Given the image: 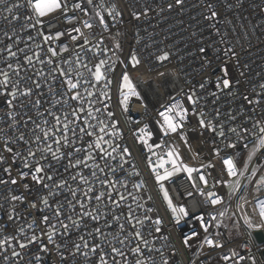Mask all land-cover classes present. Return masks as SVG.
I'll list each match as a JSON object with an SVG mask.
<instances>
[{"label":"snow or ice","instance_id":"obj_1","mask_svg":"<svg viewBox=\"0 0 264 264\" xmlns=\"http://www.w3.org/2000/svg\"><path fill=\"white\" fill-rule=\"evenodd\" d=\"M243 2L236 0L232 4L229 0H217V3L201 0L207 10L203 19L208 22L217 39L209 43L203 40L199 42L196 49L200 61V70L197 72L199 82L187 91L180 89L178 94L183 95V100L170 95L168 99L171 103L162 105L160 120L157 121L159 132L169 138L165 144L179 141L189 152L192 151L187 130L191 124L190 115L196 119L192 131L200 137L208 136L213 145L214 157L221 158L224 150L247 151L243 171L238 172L231 152L228 153L229 158H223L227 177L234 180L249 170V162L257 156V152L264 155V81L246 92L241 91L242 85L248 80L245 69L249 65L242 54L245 46L238 37L235 41L230 39L229 31L219 26L221 23L231 25L232 21L222 17L217 4L231 11L234 7H242ZM86 4L91 7L93 15H90L89 7H85V0H0V22L5 25L4 29H0L3 37L0 38V166H3L0 172L8 177H0V186H5L0 191V211L6 218L0 226V264H33L32 257L28 256V250L33 245L38 248L34 254L36 264H41L43 259L39 253L50 254L53 250L59 254V264H157V255L160 257L159 264H178L173 259L177 250L165 256L164 248L156 246L158 239L168 240L167 236H161L163 220L147 215L153 211L150 207L141 217L136 214L131 203L124 204L131 197L132 201L137 202V208L142 207L138 203L142 195L138 197L132 192L125 195L120 191H127L128 186L118 172L126 171L125 164L130 163L126 157L132 153L129 148L115 143L117 138H123L118 122L105 123L95 114L101 112L100 108L94 109L91 101L95 93L84 88V92H87L85 96L80 90L81 80L91 88L103 81L104 88H107L112 81L104 69L107 66L108 71H114L113 66L107 60L100 59L93 70L88 63L83 62L79 51L76 52L75 61L62 57V53L69 52L68 45H61L58 51L52 47L44 49L41 44H37L36 48L49 55L47 60L41 56V51L33 50L29 54L26 41L23 42L24 47H20L21 34L28 32L27 40L31 41L34 39L31 29H36L37 34L43 37V44L59 41L61 36L67 34L74 42L73 49H76L78 42V47L86 52L96 49L107 55L110 49L102 47L105 43L103 33L110 32L111 22L123 24L124 11L115 4L106 6L104 0L98 3L86 0ZM185 5L186 0H170L167 10H183ZM158 7L161 12L165 10L162 4ZM69 10L79 11L87 19L69 16ZM152 10V5L147 4L139 10L128 11V16L131 21H139ZM56 13L66 23L78 22L79 26L74 24L66 33L57 31L45 35L40 31L45 24L44 18L53 17L47 21L51 32V29L58 27L53 22ZM84 29L89 31L85 32ZM95 29L100 30L99 37ZM73 32L79 35H72ZM235 33L236 28L232 27L231 35ZM244 38L247 39V33ZM136 43L139 44L140 40L136 39ZM114 47L122 51L120 43ZM172 55L171 51L163 48L154 54L161 66L171 63ZM61 57L63 63H57L56 58ZM73 63L76 68L72 67ZM128 63L132 68L142 64L137 51L129 53ZM37 65L44 67L38 68ZM79 67L86 69L92 79L84 78L83 73L77 70ZM176 71L179 73L183 69ZM160 75L165 74L162 72ZM57 79L59 89L56 86ZM118 87L123 96L119 103L127 112L129 98L134 96L139 100L141 95L126 72L122 73V83ZM45 95L49 98L44 99ZM100 96L106 97L108 93L102 91ZM237 96L242 97L244 103L236 110L228 108L222 111L219 104L222 97L234 100ZM99 99L98 96L97 101ZM65 108L70 111H65ZM113 116L114 113H107V119ZM136 138L152 155H156L153 151L155 147H162L159 143H149L153 133L149 131L148 125L139 130ZM221 142L224 149L219 147ZM250 144L252 147L249 150ZM180 146L173 143L164 156L158 157L154 164L149 157L148 163L171 212L173 226H179L182 222L191 225V237L183 239V245L191 249L189 240L199 237L201 251L205 246L213 251L223 250L217 251V256L225 264L229 261L232 264L246 261L241 250L247 252L250 264H259L248 245L252 232L247 233V241H242L238 222H233L231 226L223 223V218L227 216L226 207L215 212L203 210L208 204L213 208L224 205V199L216 192L205 193L196 183L198 179L206 187L208 179L203 169H212L215 165L209 161L202 167L189 166L182 159ZM18 161L27 171H19L13 176ZM113 161L116 163L113 164ZM258 171L264 169H252V177ZM194 173L198 176L194 177ZM129 174L139 176V172ZM181 174L187 176L190 187L196 193L205 197V201L195 202L194 210L185 205H175L164 186L165 181H172ZM217 183L226 184L228 196H232L240 187L239 180L232 183L225 178ZM261 186H264V175L259 176L257 188ZM144 187L143 182L133 184L137 192ZM17 188H22L23 192H18ZM186 195L193 197L194 192L187 191ZM244 198L241 196V199ZM18 205L23 206L19 211ZM242 219L247 228L256 232L264 231V200H260L259 223L254 225L247 215ZM13 224L16 228L11 234L5 235L6 229ZM205 255L207 259L203 264H212L211 254ZM197 259H200L199 255Z\"/></svg>","mask_w":264,"mask_h":264},{"label":"built area","instance_id":"obj_2","mask_svg":"<svg viewBox=\"0 0 264 264\" xmlns=\"http://www.w3.org/2000/svg\"><path fill=\"white\" fill-rule=\"evenodd\" d=\"M98 3L99 0H94ZM170 0H104L106 6L112 4L117 5V7L124 11L123 24L112 23L110 32L103 33L104 45L102 47H107L110 50L107 55H104L102 51L93 49L96 53L93 56V52H86L85 49L77 47L72 48L73 41L71 38L65 34L61 36L59 41H52L49 44H43V37L37 34L36 29H31V35L33 40L28 41V32L21 34L22 43L20 47H24L23 42L28 44V52L32 54V51H41V49L36 48L37 44H41L44 49L48 47L56 48L60 51L61 45H68L69 52L62 53V57L66 56L69 59L75 61L76 52L79 51L84 63H88L90 68L99 62L100 59H105L110 65L113 66L114 71H108L107 66L104 71L106 76L112 81V83L104 88V82L102 81L95 88H91L89 85L84 84L81 80V91L87 96V92H84V88H88L89 91L95 93L91 97L93 102V107L100 108L101 112L95 113L101 119L105 120V123H111L113 121L118 122L119 130L122 132V139L117 138L115 143L121 145L122 147H127L130 149L132 155L126 157L130 163L125 164V172H118V175L127 181V191L120 189L125 195L128 192L139 196H143L142 199L138 200V203L142 207L137 208V202L131 200L129 197L128 201L124 204L131 203L132 207L136 210V214L143 217L146 210L150 207L153 209L152 212H148L147 215L154 218H161L163 220V232L161 236H167L168 240L165 241L163 238L156 241L157 247H163L165 256H168L173 250L176 251L175 259L178 264H203L207 259L205 253H210L213 261L212 264H225L223 261H219L217 256V251L223 250H209L205 246L203 252L199 248V243L201 242L199 237H195L189 240L192 245L191 249L185 247L182 243L183 239L191 237V225L186 223H181L179 226H173L171 221V212L167 208L166 202L163 200V193L160 191L159 185L155 182V177L152 175L151 169L149 167L148 158L150 157L152 162L155 163L157 158L164 156L168 147L172 146L173 143L180 144V152L182 154V159L185 163L192 167H202L211 161L215 167L212 169H203L206 178L208 179V185L205 187L202 182L196 179L198 187L202 188L205 193L216 192L219 196L224 199V205L216 206L213 208L210 204L207 205L206 211L215 212L219 208H227V216L223 218V223L232 225L233 222H238L241 226V237L242 241H247V233L252 232V239L248 241L249 247L252 249V254L256 257L259 264H264V240L259 241L256 236V231L254 229H249L244 225L242 217L247 215L253 222V224L259 223V211H260V200H264V186L257 188L259 181V176L264 175V171H258L255 177H252L251 170L255 168L264 169V155L257 152V156L253 157V160L249 162V170L245 172L244 176H237L235 180H239L240 187L232 195L228 196V188L225 183H217L218 180H224L226 178L227 182L234 183L235 180L231 177H227V169L224 167L223 158H229L228 153L231 152L232 157L237 163V170L243 171V163L247 161V151L245 152H235L233 150H224L221 152V158H216L212 155L213 145L209 142V138L200 137L192 129L195 128L196 119L190 115L191 124L188 126V131L190 133V142L192 145V151L189 152L185 146L179 141H169V144H165V141L169 138L164 137L159 132V124L157 121L160 120L159 112L163 110L162 105L169 104L168 97L175 96L178 100H183L182 94H178L180 89L183 88L185 91L189 87L194 86L199 82L200 77L197 75L199 69L200 61L197 59L196 49L201 40L205 43H209L217 39L213 34L211 28L208 26V22L203 19V14L207 11L201 0H186V5L183 10L173 9L172 11L167 10V3ZM213 3H217V0H212ZM230 3L235 4L236 0H229ZM147 4L152 5V11L149 12L147 17H141L139 21H131L128 16V11L139 10ZM163 5L165 10L160 11L158 5ZM195 5V7L193 6ZM217 6L220 8L223 18L232 21L231 25H225L221 23L219 26L222 29H226L230 33V39L235 41L238 37L240 38V43L245 46L244 60L248 63L249 68L245 69L247 73L248 80L241 87L242 92L248 91L252 86L264 81V0H244L243 6L240 8H233L231 11H227L219 4ZM85 7H89L90 15H93L91 7L86 4ZM159 13V14H158ZM106 15V12L104 13ZM54 23L58 25L57 28L51 29L49 32L47 21L53 19V17L44 18L45 24L40 31L47 34H54L57 31L67 32L71 29L74 24L79 26L78 22L74 24H68L65 22L64 18L60 16L59 13L54 14ZM69 16H76L82 19H87L83 17L82 13L79 11L73 12L69 10ZM119 19V18H118ZM5 25L0 22V29H4ZM39 27V26H37ZM236 28L235 35H231V28ZM83 31L88 32L89 30L84 29ZM97 37L100 36V30L95 29ZM195 32L196 35L193 36L192 33ZM119 33V35H117ZM245 33H247V39L244 38ZM138 34V36H137ZM72 35H79L77 33H72ZM0 38L2 33H0ZM136 39L140 40V43H136ZM95 43V41H94ZM120 43L122 51L115 49V44ZM2 47V45H0ZM239 47V46H238ZM169 50L173 53L171 57V63H166L161 66L155 60L154 54H158L159 49ZM15 50V49H14ZM137 51L139 57L142 60V64L138 68H132L128 63L129 53L131 51ZM41 56L47 60L49 55L44 51H41ZM61 58H56L57 63H63ZM89 60L91 62H89ZM123 61V63L121 62ZM2 66V65H0ZM37 67H44L43 65H37ZM73 68L76 65L73 63ZM151 69V70H149ZM176 69H183L182 72H177ZM47 70V69H46ZM82 72L84 78L92 79L90 74L83 67L77 69ZM35 71V70H33ZM127 73L133 84L136 85L137 91L140 93L141 98L139 100L132 96L128 101V111L123 110V106L119 103L123 96L119 91V85L122 83V73ZM165 75L161 76L160 73ZM76 76V72H73V77ZM214 79V77H213ZM191 82V83H189ZM57 89H59V79L56 81ZM45 93H47V88L45 87ZM104 91L108 93V96H100V93ZM199 91V89H197ZM257 91L259 89L257 88ZM100 97L97 101V97ZM44 99L49 97L45 95ZM74 103V102H73ZM203 103V102H202ZM244 102L242 97L237 96L234 100L229 98H223L219 102L222 111L224 109L231 108L236 110ZM47 106V105H46ZM88 104H85V108ZM211 107V105H209ZM65 111H70V109L65 108ZM112 112L114 116L109 120L107 119V113ZM95 123V121H93ZM148 125L149 131L153 133L152 140L149 143H159L162 147H155L153 151L156 155H152L143 148V146L138 142L137 135L139 130ZM107 139V137H106ZM252 137H249L251 140ZM219 147L224 149L223 142L220 143ZM252 145H249V150ZM199 153V155H197ZM7 156L8 154L5 153ZM259 157V160H257ZM166 158V156H165ZM119 159V158H118ZM103 163V161H101ZM113 164L116 161L112 162ZM3 166H0L2 168ZM19 171H27L23 168L22 163L19 161L13 169V176H16ZM139 172V176L131 175L129 173ZM211 173V175H208ZM194 177L198 174L194 173ZM0 177L7 179L8 177L0 172ZM173 181L175 183H173ZM143 182L145 187L137 192L133 188V184ZM190 181H188L185 174L174 177L172 181H165L164 186L168 189L169 195L173 200L175 205H185L190 210H194L195 202L205 201L204 196H200L195 192V189L190 187ZM215 185V186H214ZM5 186H0V191L4 189ZM16 188V186H13ZM99 189L100 186L97 185ZM18 192H23L22 188L16 189ZM187 191H193V197H187ZM26 194V193H25ZM151 197L149 200L148 197ZM244 196V199H241ZM34 197H29L33 199ZM7 207V205H5ZM23 206L18 205V211ZM119 211V210H117ZM29 215V213H25ZM5 216L2 211H0V226L4 224ZM123 219V218H122ZM20 223H24L23 220ZM26 226V225H25ZM103 227V223H101ZM16 228L13 224L8 227L5 231V235L11 234ZM222 230V229H221ZM264 235V231H260ZM59 239V238H58ZM38 252L36 245L31 246L28 250V256L32 257L33 264H36L34 259V254ZM42 256L41 264H59V254L53 250L50 254L39 253ZM241 254L246 256V261L241 262V264H250L247 259V252L241 250ZM199 255L200 259H197ZM157 264H159L160 257L157 255ZM23 264V262H22ZM227 264H232L231 261Z\"/></svg>","mask_w":264,"mask_h":264},{"label":"water","instance_id":"obj_3","mask_svg":"<svg viewBox=\"0 0 264 264\" xmlns=\"http://www.w3.org/2000/svg\"><path fill=\"white\" fill-rule=\"evenodd\" d=\"M256 236L258 238L259 241H263L264 240V235L262 232H257L256 233Z\"/></svg>","mask_w":264,"mask_h":264},{"label":"rangeland","instance_id":"obj_4","mask_svg":"<svg viewBox=\"0 0 264 264\" xmlns=\"http://www.w3.org/2000/svg\"><path fill=\"white\" fill-rule=\"evenodd\" d=\"M154 164V163H153ZM166 167H170L169 165H166ZM162 171V170H161Z\"/></svg>","mask_w":264,"mask_h":264}]
</instances>
